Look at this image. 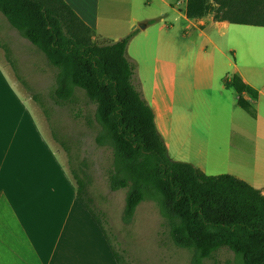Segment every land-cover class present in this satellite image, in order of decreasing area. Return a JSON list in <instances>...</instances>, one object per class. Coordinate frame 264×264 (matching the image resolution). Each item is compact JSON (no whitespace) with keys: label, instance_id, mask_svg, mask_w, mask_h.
Here are the masks:
<instances>
[{"label":"trees","instance_id":"16d2710c","mask_svg":"<svg viewBox=\"0 0 264 264\" xmlns=\"http://www.w3.org/2000/svg\"><path fill=\"white\" fill-rule=\"evenodd\" d=\"M209 1L187 0V18L212 12L214 21L264 27V0ZM0 13L55 70L56 103H71L76 90H81L95 105L94 141L111 151L108 188L126 190L124 225L132 222L140 203L151 201L173 246L191 253L190 264H203L221 249L235 255L234 264H264V194L233 175H207L189 162L171 159L154 110L133 81L135 68L126 50L135 31L97 44L91 39L95 31L64 0H0ZM5 53L10 60L8 49ZM10 63L18 75L14 62ZM224 84L234 88L237 105L254 118L255 108L244 94L255 99L257 91L236 75ZM32 99L41 108L52 138L68 156L78 201L107 241L116 264H130L113 245L107 213L94 203L87 163L60 138L38 95Z\"/></svg>","mask_w":264,"mask_h":264},{"label":"rangeland","instance_id":"374dc122","mask_svg":"<svg viewBox=\"0 0 264 264\" xmlns=\"http://www.w3.org/2000/svg\"><path fill=\"white\" fill-rule=\"evenodd\" d=\"M180 8H185V3L172 8L159 0H150L147 4L136 2L131 8L123 10L122 20L134 18L131 27L136 26L140 31L126 50L127 58L135 68L134 84L156 112L155 123L171 159L189 162L207 175L236 176L262 190L264 159L255 156L252 148L255 137L251 135L248 138L250 147L245 143L244 152L235 147L228 149L225 136L214 137L217 124L234 119L237 122L238 115H245L235 103L234 90L222 88V82L233 74V68L228 60L220 59L209 47L206 37L199 36L200 28L192 27L182 18ZM103 10L101 8L102 13ZM213 15L209 12L197 19L205 17L214 20ZM147 18L150 19L148 26L141 29ZM102 19L100 25L106 26ZM206 32L211 38L225 43L226 36L219 37L213 27ZM115 34L103 32V38L95 34L91 39L97 44H107L114 40ZM13 37L18 36L15 33ZM12 50L19 73L30 88L22 87L17 81L0 50V118H4L0 122L16 129H39L41 132L38 135L43 140L46 156L51 158L50 150L56 154L58 162L71 178L68 156L52 138L41 108L32 99V95L37 94L60 138L66 140L72 152L87 163L92 178V197L95 205L108 215L116 238L113 240L115 249L130 264H190L191 253L173 246L163 232L162 218L151 201L137 206L129 225L122 223L126 190L111 191L108 188L106 169L111 164V151L97 146L94 141L95 105L81 90H76L71 103H56L52 97L55 70L44 56L30 43L22 44L15 38ZM226 55L232 57L230 53ZM197 91L204 95V99L196 98ZM170 107L176 121L170 118ZM180 112L185 114V119L181 121ZM217 113L221 114L219 119H216ZM223 113L232 114L231 120ZM204 115H208L207 120ZM216 142L222 144L218 149L214 146ZM198 145H203L202 149ZM236 260L232 252L221 249L213 259L204 260L203 264H234Z\"/></svg>","mask_w":264,"mask_h":264},{"label":"crops","instance_id":"0c3cea01","mask_svg":"<svg viewBox=\"0 0 264 264\" xmlns=\"http://www.w3.org/2000/svg\"><path fill=\"white\" fill-rule=\"evenodd\" d=\"M64 1L95 31L96 35L103 38V32L116 33L114 40L111 41L113 42L131 31H135L131 40L138 36L140 31L137 27H131L135 19L122 20L123 10L131 8L136 2L147 4L150 0ZM159 1L172 8L173 5L182 3H185L186 8L187 2V0ZM101 8L104 9L103 13ZM185 8L179 9L182 18L192 27L200 28L199 36L206 37L209 47L220 59L228 60L233 68V74L225 79L230 80L236 75L243 83L257 91L255 99L244 94L255 108L256 116L253 118L237 105L238 94L234 88L224 84V79L222 88L234 90L235 103L245 115H238L239 120L234 122L235 119L231 120L232 114L223 113L230 116L231 121L217 124L215 139H219L220 135L225 136L228 149L235 147L239 148L238 151L244 152L246 150L243 145L246 143L249 146L248 138L252 135L255 137L252 147L255 156L264 159V27L214 21L205 17L187 18ZM100 18H103L106 26L100 25ZM5 20L0 13V50L4 62L11 68L21 86L30 88L19 73L16 58L12 53L14 38L22 44L30 42L16 29L8 28ZM149 20V18L144 20L146 22L141 29L148 26ZM210 27L216 29L219 37L226 36L224 44L207 34L206 31ZM12 31L18 37H13L15 33ZM206 48L208 45L204 50ZM6 49L9 51L10 60L6 57ZM228 53L232 57H227ZM11 60L18 75L11 66ZM196 98L204 99V95L197 91ZM169 111L170 118L176 121L174 113L171 114V107ZM154 113L156 119V112ZM207 116L204 115L205 120ZM220 116L221 114L217 113L216 119ZM184 117L185 114L180 112V121L185 119ZM3 119L0 118V121H4ZM38 130L6 127L0 122V264H116L107 241L78 201L73 180L58 162L56 154L49 149L51 158L46 156L43 140L41 135H38L41 131ZM233 137L236 139L235 142ZM221 145L216 142L214 146L218 149ZM198 146L200 149L203 147ZM261 192L264 194V189Z\"/></svg>","mask_w":264,"mask_h":264},{"label":"water","instance_id":"95a60500","mask_svg":"<svg viewBox=\"0 0 264 264\" xmlns=\"http://www.w3.org/2000/svg\"><path fill=\"white\" fill-rule=\"evenodd\" d=\"M140 27H142V28H143V27H144V25H141Z\"/></svg>","mask_w":264,"mask_h":264},{"label":"bare ground","instance_id":"6f19581e","mask_svg":"<svg viewBox=\"0 0 264 264\" xmlns=\"http://www.w3.org/2000/svg\"><path fill=\"white\" fill-rule=\"evenodd\" d=\"M206 150V149H205Z\"/></svg>","mask_w":264,"mask_h":264}]
</instances>
